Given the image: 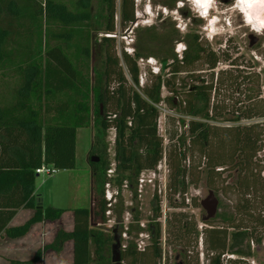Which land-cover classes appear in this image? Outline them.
Instances as JSON below:
<instances>
[{
	"label": "trees",
	"instance_id": "1",
	"mask_svg": "<svg viewBox=\"0 0 264 264\" xmlns=\"http://www.w3.org/2000/svg\"><path fill=\"white\" fill-rule=\"evenodd\" d=\"M98 3L100 11L104 14L106 32H114L115 0H98ZM10 4L14 6V2ZM23 4L24 13L34 14V19L39 16L43 19L56 18L70 25L65 39H72L70 45L82 60V64H85L90 56V35L88 30H82V27L90 26L89 0H74L70 5L71 9L64 3H55L53 0H45L43 4L37 0H23ZM165 6L172 9L173 3H166ZM101 16L99 13L96 21ZM119 16L124 24L134 21V0H120ZM147 30L148 28L143 29ZM5 33L6 31L0 28V45ZM111 38H102L103 44L106 45L103 50L104 58L99 66L93 67L92 83L82 78L81 70L74 65L62 47L56 45L45 51L43 65L32 64L28 67L24 82L17 92L19 101L0 106V235L5 233L10 238L24 235L35 222L57 220L67 210L43 207L36 209L34 215L24 224L7 227L18 209H35L36 200L40 197V194H34L35 168L42 163L52 164L62 170L74 168L77 128L88 127L90 121L97 125V132L91 137L87 157L94 173L93 188L98 194L94 207L90 205L73 209L71 231L59 229L53 241L38 248L31 259L12 260L11 263L31 264L40 259L42 251L59 250L65 241L71 240L72 264H107L109 257L106 251L113 236L110 237L97 227L93 218L102 221L106 219L105 212L108 208L104 199V186L108 183L106 170L110 163L104 140L106 131L113 129V163L116 173L114 179L120 185L123 181L128 183L132 198H136L132 182L143 170L155 169L163 153H166L169 169V204L172 206L179 207L184 204L173 203V196L183 194L188 183L197 184L199 174L203 171L206 184L214 190L213 194L217 199L216 214L209 219V227L204 229L203 233L206 251L211 254L208 264H245L242 258L250 254V246L244 248L243 242H260L259 235L264 231V177L260 176L261 160L256 158L261 148L258 143L262 138L264 123L238 124L217 129L216 126L210 127L207 122L189 121L188 133L191 140L187 147L188 157L191 158L193 152H197V164L203 159L205 165L204 170L194 171L189 168L190 165H186L184 134L175 126L176 121L181 124L183 120L170 118L173 125L166 133L168 145L164 151L162 139L158 134L157 105L164 102L176 113L222 118L234 122L264 116L258 74L251 71L253 66L250 63H246L244 69H237L235 60L232 65L236 68L221 70L216 78L211 73L209 79H200L196 71L204 65L210 70L214 69L219 57L208 45L202 44L198 33H187L182 39L184 49L180 56L174 53L172 44L167 47L164 55L146 53L147 50L139 47L138 38L134 55L123 53V61L132 81L129 83L116 53L111 50L114 49V44L110 43L113 41ZM228 53V49L222 50L223 60L229 59ZM147 57L156 58L166 68V78L163 80L161 75H154L152 80L139 87L137 59ZM186 73L190 74L188 77L191 84L185 82ZM162 87L166 89V97H161ZM226 87L231 89V94H238L231 106L225 103V100L229 99L225 95L228 90ZM213 89L221 100L211 108ZM66 91H71L68 102L58 104L54 112L55 117L43 119L40 112L41 99ZM33 95L35 104L31 101ZM240 95L242 97H239ZM88 96L91 99V108L87 102L80 99H87ZM50 109L47 103L43 111L49 114ZM226 114L231 117H226ZM218 133L217 148L213 150L209 147L210 139ZM91 157L98 160L91 161ZM226 166L231 167L235 174L231 183L219 188L216 182ZM230 191L235 194L233 204L226 203L221 196ZM192 200L193 205L198 206L196 199ZM173 215H178L177 223L170 231L173 240L185 243L192 238L196 243L198 237L195 224L181 226L179 223L186 219V215ZM229 228L232 229L231 232H228ZM226 252L233 256H223L221 259ZM127 256L129 264H157L161 249L155 243L148 250L140 252L131 244L121 251V264Z\"/></svg>",
	"mask_w": 264,
	"mask_h": 264
},
{
	"label": "rangeland",
	"instance_id": "2",
	"mask_svg": "<svg viewBox=\"0 0 264 264\" xmlns=\"http://www.w3.org/2000/svg\"><path fill=\"white\" fill-rule=\"evenodd\" d=\"M37 1L42 4L45 2V0ZM53 1L55 3H64L68 9H71L70 5L74 2V0ZM10 2H14L13 7ZM166 3H173V8H166ZM24 4L23 0H0V28L6 31L2 40L3 42L0 45V106L5 103L11 104V102L15 104L19 101L17 92L24 82L28 67L32 64L43 65L45 51L56 45H60L74 65L81 70L82 78L92 83L94 76L93 67L99 66L101 60L104 58L103 50L106 45L103 44L102 38L104 36L108 37L109 34L112 35L111 39H113L110 43L114 44V49H110L116 53L119 65L122 67L129 83L132 81L123 61V53L133 56L138 38L140 40L139 47L147 50L146 53L151 52L156 55H164L167 47L172 44L174 46V53L180 56L184 49V44L182 43L184 36L187 33H198L202 44L208 45L219 57V63L216 64V68L213 71L207 70L206 66L203 67L204 71L199 73V75H202V79H209L212 72L214 73V78H216L217 72L236 68L232 66L235 60L239 65L237 69H244L243 66L246 63H250L253 66L251 71H255L260 77L261 92L264 95V34H257L244 22L241 13L234 7L235 0H215L207 18L199 16V11L194 7L191 0H134V21L126 24L120 20V0H115V29L112 33H107L105 30L106 22L103 11H100L101 7L98 0H89L90 26L82 27V30H88L90 35V56L85 64H82V60L76 55L73 46L70 45L72 39H65L66 31L70 25L56 18L55 20L50 18L43 19L42 16H39L34 19V14L27 15L24 13ZM15 12L17 13L16 15L14 14ZM99 13L102 16L96 21V16ZM213 17H217V23L214 27L217 29L222 28V31L215 34L211 33L212 26L209 25V21ZM135 24L136 26H134ZM144 28H148V30L143 31ZM247 35H249V40L247 39ZM253 37H255L257 43L253 42ZM232 46L234 48H230ZM224 48L229 50V59L227 60H223L222 50ZM137 66L139 87L152 80L154 75H161L163 80L166 78V68L156 58H139L137 59ZM189 75V73L185 74V77H187L185 78V82L187 84L192 83L188 77ZM196 75H198L197 72ZM40 78L42 79V75ZM79 87L82 89L81 86ZM226 88L228 89V87ZM230 90L228 89L225 92V95L229 97V99L225 100V103L231 106V103L238 97V94L236 92L231 94ZM70 94L71 91H66L45 97L44 99L42 98L40 104L42 118L55 117L54 112H56V107L58 104L68 102ZM161 97H166V89L164 87L161 88ZM239 97H242V95ZM80 99L83 102H87L91 108L90 96L87 99L85 97H81ZM31 101L34 104L36 103L34 95L31 96ZM47 103L51 107L49 114L44 113V107ZM157 109L159 114L157 121L158 134L162 139L163 148L165 149V146L167 147L168 145L166 133L173 125L170 118L183 120L181 124H178L176 121L175 126L179 127L181 134H184L187 155L186 165H190L189 168L194 171L204 170L203 159L197 164L199 161L197 152H193L194 155L191 158L188 157L187 152V147L191 140V135L188 133V123L192 120L199 121V119L190 115L176 113L169 109L164 102L159 103ZM226 117L229 118L231 115L226 114ZM211 119L207 123L210 127L216 126L217 129L238 124L264 123V116L241 119L237 122L223 120L222 118ZM96 132L97 125L91 121L88 128L84 127V129L77 131L74 168L58 169L56 173L50 176H36L34 190L42 195L44 207L66 208L72 211L75 208L89 207L90 201L92 207H94L98 194L93 188L95 184L94 173H92V167L88 163L87 157L91 147V137ZM113 136V129H108L104 140L107 145V156L110 163L108 169H111L109 172L108 169L106 170L109 186H104V199L107 202L108 210L105 212V221L93 218L94 223L110 237L114 235L118 236L119 232L116 227L120 226V229L124 231L121 236V245L133 244L135 246L141 240L143 241L141 245H144L147 241L146 232H143L142 235L138 234L137 227L141 228V225L137 224V222H132V217L136 215L143 226L159 224L161 229H163L164 216L166 214V244L163 234L161 249L164 258L161 260V264H183L184 257L190 254L188 252L190 250H193L194 253L198 252L196 259L198 264H208L211 254H208L206 251L203 233L204 229L209 227L207 223H210V218H207V213L201 207L200 201L208 195L209 191H213L214 193V190L206 184L203 171L199 174L197 184L192 185L188 183L183 194H175L173 196V203L183 202L184 204L179 207L172 206L169 204V197L171 196L170 189L168 188L169 169L166 153H163V157L159 162V168L155 167L153 169L154 172L152 170H143L139 173L137 179L132 182V187L136 192V198H132V191L129 190L128 183L123 181L120 185L114 179L116 178V173L112 164L114 154ZM261 137V141L258 143L261 145V148L257 152L256 158L261 160L259 162V166H261L260 176L264 177V131ZM218 139L219 133L216 137L210 139L209 147L211 149L217 148ZM197 165L199 166L197 167ZM234 174L235 171L231 167L226 166L216 185L221 188L231 183ZM140 178L143 179L142 183L139 181ZM193 178L195 179V177ZM107 190L111 194L110 201L105 196V191ZM156 196H158L160 201L157 204L159 205L157 207V209L159 208V218L155 216L156 211L153 209V200L156 199ZM221 196L225 199L226 203L233 204L235 198L233 192H226L221 194ZM192 198L196 199L198 206L193 205L194 200ZM131 211H134V214ZM174 213H184L186 215V219L179 223V225L185 226L189 224L190 226L191 224H195L198 237L196 243H194L192 238L186 240L185 243L181 242L182 244L173 240L170 231L174 229L172 226L175 227L178 219V215H173ZM67 222L68 216L65 215L62 218L59 229H69L70 223L68 225ZM170 224L172 225L170 226ZM113 230L115 231L113 232ZM231 231L232 229L229 228L228 232ZM52 233L51 231L49 236ZM259 237L261 240L258 243L254 240L249 243L247 241L243 242L244 248L247 245L250 246V254L242 258L245 264H264V231ZM112 243L113 240L108 245L106 251L109 257L107 264H114L110 257ZM223 256L227 258L233 255L226 252L221 256V259H223ZM52 260L49 257L46 259L47 263H51ZM192 260H195V257ZM59 262L60 264H70V256L67 257V253L64 252L62 257L60 256ZM122 264H129L128 256L122 260Z\"/></svg>",
	"mask_w": 264,
	"mask_h": 264
},
{
	"label": "crops",
	"instance_id": "3",
	"mask_svg": "<svg viewBox=\"0 0 264 264\" xmlns=\"http://www.w3.org/2000/svg\"><path fill=\"white\" fill-rule=\"evenodd\" d=\"M80 129L84 128H77L76 134ZM34 194H38L36 190H34ZM37 206H41V208L44 207L43 197L41 194L36 200L35 209H18L15 215L8 222L7 227H17L24 224L34 215L35 210L39 209ZM65 215L68 216L67 223L68 225L70 223V227L69 229L63 230L69 232L73 228V213L71 210L67 209L57 220H41L31 224L27 232L22 236L10 238L6 236L5 233H2L0 235V264H12V260L25 261L31 259L38 248H42L45 244H49L53 241L56 232L59 230V226L62 223V218ZM51 231L53 233L49 236ZM64 252L67 253V257L70 256V264H72L73 244L71 240L65 241L59 250L48 249L42 251L40 259L31 264H60L59 258L60 256L62 257ZM48 257L51 258V260L53 259L51 263H47L46 259H48Z\"/></svg>",
	"mask_w": 264,
	"mask_h": 264
},
{
	"label": "flooded vegetation",
	"instance_id": "4",
	"mask_svg": "<svg viewBox=\"0 0 264 264\" xmlns=\"http://www.w3.org/2000/svg\"><path fill=\"white\" fill-rule=\"evenodd\" d=\"M199 16L201 17V18H204L203 16H201L200 15V13H199ZM247 39L249 40V35H247ZM232 40V39H231ZM253 42H255V43H257V41H256V39H255V37H253ZM200 61H201V59H200ZM219 63V62H218ZM217 63V64H218ZM205 66V65H204ZM233 66V65H232ZM239 66V65H238ZM244 67V66H243ZM216 68V67H215ZM214 68V69H215ZM214 69H211L212 71L214 70ZM252 69H253V67H252ZM251 69V70H252ZM206 70V69H205ZM207 70H210V69H208L207 68ZM202 71H204V69L201 67L200 69H198L196 72H197V74H198V76H199V78L200 79H202L203 77H202V75H199V73H201ZM213 73V72H212ZM218 73V72H217ZM214 74V73H213ZM259 76V75H258ZM259 86H260V98H261V101H262V107H263V111H264V95L262 94V92H261V82H260V77H259ZM220 96H219V98L216 96V93H215V90L213 89V91H212V94H211V108L213 107L212 105H214V104H216L218 101L220 102ZM241 105V103H239L238 104V106H240ZM228 110H229V108H228ZM185 115H188V114H185ZM210 116H212V113H210ZM192 117H195V118H198L199 119V122H201V123H203V122H207V121H209V120H212L211 118H209V117H207V118H203L202 116H192ZM141 173V172H140ZM154 202H153V209L156 211V213H155V216L157 217V218H159V208L157 209V207H159V205H157V204H159V198H158V196H156V199H154L153 200ZM131 212H133L134 213V211H131ZM158 215V216H157ZM132 222H137V224H140L141 226V228H139V227H137V230H138V234L139 235H142L143 234V232H146V237H147V241L144 243V245H141V242H142V244H143V241L141 240H139L140 241V243L139 242H137V244H135V250L136 251H146V250H148V248H151L155 243L160 247V249H161V244H162V242H161V239H162V235L164 234V242H165V244H166V214H165V216H164V228L163 229H161V226L158 224H155V225H153V224H148V225H146V226H143V224L138 220V217L136 216V215H134V217H132ZM137 226H139V225H137ZM117 229H118V238H119V241H120V253H121V251H123L124 249H125V247H127V245L125 246V245H121V236H122V234L124 233V231H122L120 228V226H118V227H116ZM115 230H113V232H114ZM190 254L189 255H186V257H184V261H183V264H194L195 263V261H196V259H197V254H198V252H196V253H194V251H188ZM195 257V260H192L193 258ZM163 258H164V256H163V251H162V249H161V257H160V260H158V262H157V264H161V260H163ZM194 261V262H193ZM195 264H198V263H195Z\"/></svg>",
	"mask_w": 264,
	"mask_h": 264
},
{
	"label": "clouds",
	"instance_id": "5",
	"mask_svg": "<svg viewBox=\"0 0 264 264\" xmlns=\"http://www.w3.org/2000/svg\"><path fill=\"white\" fill-rule=\"evenodd\" d=\"M193 3L196 5H201V0H193ZM215 0H204V3L202 7L204 8V12L202 15L207 18V9L214 5ZM256 5H264V0H236V4L234 7H239L241 11L245 12V22L250 24L252 27V30L255 31L257 34H264V19H258L253 18L252 16L247 14L246 9L250 7H254ZM217 23V17H213L212 20L209 21V25H211V33L215 34L219 31H222L221 29H217L214 27V25ZM211 38V36H210Z\"/></svg>",
	"mask_w": 264,
	"mask_h": 264
},
{
	"label": "water",
	"instance_id": "6",
	"mask_svg": "<svg viewBox=\"0 0 264 264\" xmlns=\"http://www.w3.org/2000/svg\"><path fill=\"white\" fill-rule=\"evenodd\" d=\"M98 158L91 157V161H97ZM201 207L206 211L207 218H213L217 211V199L212 191L208 192V195L200 201ZM41 208V206H37ZM111 261L114 264H121V253H120V241L118 236H113V243L111 244Z\"/></svg>",
	"mask_w": 264,
	"mask_h": 264
},
{
	"label": "bare ground",
	"instance_id": "7",
	"mask_svg": "<svg viewBox=\"0 0 264 264\" xmlns=\"http://www.w3.org/2000/svg\"><path fill=\"white\" fill-rule=\"evenodd\" d=\"M191 2L193 3V0H191ZM246 2H247V0H246ZM203 3H204V0H201V5H196L194 3H193V5H194L195 8H197V10L199 11L200 15L205 17L204 15H202V13L204 12V8L202 7ZM235 4H236V0H235ZM210 8L211 7H209L207 9V15L209 14ZM235 8H237V10L241 13L242 18H243V20L245 22V12L241 11V9L239 7H235ZM246 11H247V14L252 16L253 18L264 19V5H256L254 7H250L248 9H246ZM246 24L251 27L250 24H248V23H246Z\"/></svg>",
	"mask_w": 264,
	"mask_h": 264
},
{
	"label": "built area",
	"instance_id": "8",
	"mask_svg": "<svg viewBox=\"0 0 264 264\" xmlns=\"http://www.w3.org/2000/svg\"><path fill=\"white\" fill-rule=\"evenodd\" d=\"M134 26H136V24ZM108 37H112V35L109 34ZM112 164H113V167H114V163H112ZM157 167L158 168L160 167L159 163H158ZM57 170L58 169L55 168L52 164H44V163H42L39 167L35 168L34 172H35L36 175L50 176V175L56 173ZM109 171H111V169H108V172ZM152 172H154V171L152 170ZM139 181L142 183L143 179L140 178ZM106 186H109V183H107ZM105 192H106L105 196H106L107 200L110 201L111 200V194H109L108 190L105 191Z\"/></svg>",
	"mask_w": 264,
	"mask_h": 264
}]
</instances>
